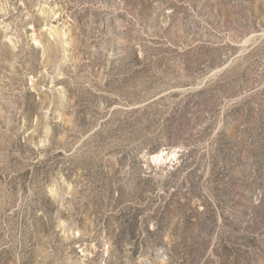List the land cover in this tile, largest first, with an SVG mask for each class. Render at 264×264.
<instances>
[{
  "label": "rangeland",
  "instance_id": "374dc122",
  "mask_svg": "<svg viewBox=\"0 0 264 264\" xmlns=\"http://www.w3.org/2000/svg\"><path fill=\"white\" fill-rule=\"evenodd\" d=\"M0 264H264V0H0Z\"/></svg>",
  "mask_w": 264,
  "mask_h": 264
}]
</instances>
